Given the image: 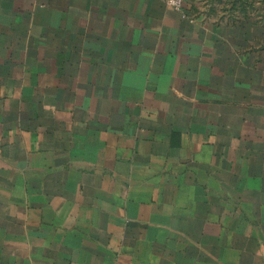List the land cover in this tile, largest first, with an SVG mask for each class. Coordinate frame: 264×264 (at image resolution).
<instances>
[{
    "label": "crops",
    "instance_id": "0c3cea01",
    "mask_svg": "<svg viewBox=\"0 0 264 264\" xmlns=\"http://www.w3.org/2000/svg\"><path fill=\"white\" fill-rule=\"evenodd\" d=\"M229 8L0 0V264H264V19Z\"/></svg>",
    "mask_w": 264,
    "mask_h": 264
},
{
    "label": "trees",
    "instance_id": "16d2710c",
    "mask_svg": "<svg viewBox=\"0 0 264 264\" xmlns=\"http://www.w3.org/2000/svg\"><path fill=\"white\" fill-rule=\"evenodd\" d=\"M259 2L263 3L264 0H258ZM221 4L228 5L229 12L231 14H235L236 12L243 15V17L247 18L249 14H251L252 18L253 16H261L262 19H264V12L257 11V7H255L256 0H218ZM249 9V12L247 10ZM253 10H256L254 14H252Z\"/></svg>",
    "mask_w": 264,
    "mask_h": 264
},
{
    "label": "built area",
    "instance_id": "2783aa9c",
    "mask_svg": "<svg viewBox=\"0 0 264 264\" xmlns=\"http://www.w3.org/2000/svg\"><path fill=\"white\" fill-rule=\"evenodd\" d=\"M184 1L185 0H165V3L169 8L175 11H181Z\"/></svg>",
    "mask_w": 264,
    "mask_h": 264
},
{
    "label": "rangeland",
    "instance_id": "374dc122",
    "mask_svg": "<svg viewBox=\"0 0 264 264\" xmlns=\"http://www.w3.org/2000/svg\"><path fill=\"white\" fill-rule=\"evenodd\" d=\"M255 7H257V11H263L264 12V2L263 3H261V2H259L258 0H256V2H255ZM256 10H253L252 12V14H254L255 12H257Z\"/></svg>",
    "mask_w": 264,
    "mask_h": 264
}]
</instances>
